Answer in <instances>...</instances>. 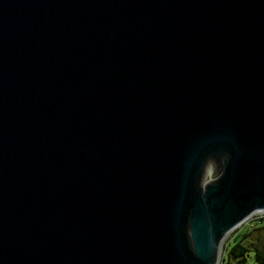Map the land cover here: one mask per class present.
Returning <instances> with one entry per match:
<instances>
[{"label":"water","instance_id":"obj_1","mask_svg":"<svg viewBox=\"0 0 264 264\" xmlns=\"http://www.w3.org/2000/svg\"><path fill=\"white\" fill-rule=\"evenodd\" d=\"M264 214V0H0V264H217Z\"/></svg>","mask_w":264,"mask_h":264},{"label":"rangeland","instance_id":"obj_2","mask_svg":"<svg viewBox=\"0 0 264 264\" xmlns=\"http://www.w3.org/2000/svg\"><path fill=\"white\" fill-rule=\"evenodd\" d=\"M262 218L261 221L253 219V217L247 219L227 236L222 246L221 259L218 264H222L226 245L237 233H240V237L237 240L243 239L244 245L249 249L245 256L246 260L242 264H258L255 257V247H259L264 252V215Z\"/></svg>","mask_w":264,"mask_h":264},{"label":"trees","instance_id":"obj_3","mask_svg":"<svg viewBox=\"0 0 264 264\" xmlns=\"http://www.w3.org/2000/svg\"><path fill=\"white\" fill-rule=\"evenodd\" d=\"M238 237H240V233L235 234L227 243L222 264H242L245 262V256L249 249L244 245L243 239L237 240ZM255 257L258 264H264V252L259 247H255Z\"/></svg>","mask_w":264,"mask_h":264},{"label":"bare ground","instance_id":"obj_4","mask_svg":"<svg viewBox=\"0 0 264 264\" xmlns=\"http://www.w3.org/2000/svg\"><path fill=\"white\" fill-rule=\"evenodd\" d=\"M251 217H252V216H250L249 218H251ZM249 218H248V219H249ZM246 220H247V219H246ZM246 220H245V221H246ZM245 221H244V222H245ZM241 224H242V223H241ZM241 224H240V225H241ZM240 225H239V226H240ZM239 226H238V227H239ZM238 227H237V228H238ZM237 228H236V229H237ZM234 230H235V229H234ZM234 230H233V231H234ZM226 238H227V237H226ZM226 238H225V239H226ZM224 241H225V240H224ZM224 241H223L222 244H221V250H220L219 260L221 259V251H222V246H223ZM218 263H219V261H218ZM218 263H217V264H218Z\"/></svg>","mask_w":264,"mask_h":264},{"label":"built area","instance_id":"obj_5","mask_svg":"<svg viewBox=\"0 0 264 264\" xmlns=\"http://www.w3.org/2000/svg\"><path fill=\"white\" fill-rule=\"evenodd\" d=\"M264 214H260V215H253L252 217H253V219H261L262 218V216H263ZM251 217V218H252Z\"/></svg>","mask_w":264,"mask_h":264}]
</instances>
